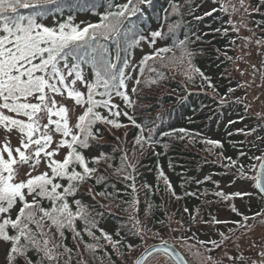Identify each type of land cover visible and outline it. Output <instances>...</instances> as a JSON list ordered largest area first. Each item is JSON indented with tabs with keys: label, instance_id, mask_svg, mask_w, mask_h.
<instances>
[{
	"label": "snow or ice",
	"instance_id": "6c2138e0",
	"mask_svg": "<svg viewBox=\"0 0 264 264\" xmlns=\"http://www.w3.org/2000/svg\"><path fill=\"white\" fill-rule=\"evenodd\" d=\"M104 6L106 10L97 13L99 20L95 23H75L74 15L69 14L62 22L46 26L39 21L53 12L62 14L63 0H0V126L7 132L15 129L20 133L19 146L12 147L8 139L0 146V240L10 243L9 264H13L18 258H23L24 264H58V257L61 256L68 257L64 264H71L70 254L73 249L68 248L63 240L66 230L73 232L74 240L77 237L82 240L81 233L76 229L77 219L84 222L83 231L99 241L100 237L95 236L92 231V228L96 227V221L88 206L81 200L74 199L73 210V204L69 203V198L75 197L80 187L97 172L96 167H89V158L83 150L91 147V142L100 135L98 123L117 129L126 127L118 119L121 115L140 129V134L136 137L137 144L143 147L144 143L152 141V129L147 130L149 135L145 137V129L129 116L128 112L120 111L119 105L113 103V94L120 97L128 107H132L134 103L128 95L127 83L133 78L127 71L131 61L127 55H122L123 53L139 46L142 41H147L153 46L157 39L163 40L171 36V45L156 48L140 60L141 75L147 67L149 71L156 73L157 77L145 79L143 83L146 86L157 83L165 78L164 69L170 64L180 63L187 65L186 74L188 71L199 74L212 86L210 77L192 64L194 53L188 47L189 37L185 35L183 40L176 39L181 21L168 23L167 32L163 31L164 24H161L159 29L151 31L148 36L143 35V29L138 24L146 15L142 6L152 8L153 0H125L122 3L106 0ZM169 7L171 11L165 9V15L162 17L165 22L170 14L180 13L179 3L172 2ZM229 7L232 11L243 8L245 13L248 12L245 0H236V4L222 6V10L228 11ZM23 9L32 11L25 15L21 11ZM253 10L259 11L258 8ZM205 15H211V12ZM82 24L84 26H81ZM235 31L238 32L239 29L235 28ZM244 39L251 41L252 37ZM255 43L264 44V37L256 39ZM169 53L171 55H168ZM150 60L158 63L159 67L149 65ZM86 69L90 70V77L85 75ZM135 83L139 85L141 80L136 78ZM78 84L86 88V92L81 91L77 87ZM131 91L135 93L137 88L133 87ZM65 94L74 100V106L84 109L77 117L75 125H70V109L57 100V96L63 98ZM100 108L106 109L108 115H102L97 110ZM179 131L185 132L184 129ZM56 134L60 135L58 141H54ZM171 134L164 133L165 136ZM54 143L55 147H52ZM206 143L213 146L221 144L216 140H208ZM64 148L67 149L66 154L62 159H57V155ZM240 155L245 153L241 152ZM101 159L107 157L103 154L95 156L91 158V162L99 163ZM227 159L231 166L238 163L231 157ZM252 160L258 163L250 164L249 167L257 170V173L250 179L264 198V154L253 156ZM42 162L47 170L33 175V171H36ZM24 165L29 166V171L25 173L27 178L18 180L19 166ZM125 166L135 170L134 165L128 164L126 154L121 159V167L116 171L123 172ZM239 174L246 175L243 165L239 166ZM160 176H164L163 172ZM95 179L99 184L104 178L96 176ZM125 179L133 181L130 187L135 196V177L128 175ZM164 179L166 190L176 199H180L170 181L166 177ZM61 180L66 183H60ZM216 195L227 200L229 196L242 197L251 193L225 194L220 191ZM45 201L48 206H45ZM137 203L139 201L134 198L132 204ZM150 209L151 205L148 206L146 215L150 214ZM13 210L16 211L14 218ZM184 211L189 210L185 208ZM232 211L239 213L234 205ZM239 214L243 216V220L233 223L242 228L250 227L247 225L249 219L259 218L264 221V209L252 217ZM190 218L196 220L195 216ZM130 219L134 220L135 217ZM206 223L228 222L213 217ZM136 224H139V221H136ZM10 230L14 234H10ZM100 231L103 238L113 247L121 243L119 240H113L103 229ZM140 231L137 228L135 234L139 235ZM199 243L203 245L205 242ZM209 243L219 247L216 241ZM98 247L102 245L86 244V249L93 254ZM132 247L131 244L128 245L129 249ZM192 248H195V245L189 246L192 258L187 259L170 246L168 241H161L158 247L149 245L134 264H148L149 257H153L154 253L167 256L174 264H204L199 249L192 251ZM59 249H63V252ZM29 251L37 254L35 262L28 257ZM259 256L261 259L253 260L252 264H264V251L260 252ZM238 259L243 260L244 257L240 256ZM80 264L87 262L81 261Z\"/></svg>",
	"mask_w": 264,
	"mask_h": 264
},
{
	"label": "trees",
	"instance_id": "16d2710c",
	"mask_svg": "<svg viewBox=\"0 0 264 264\" xmlns=\"http://www.w3.org/2000/svg\"><path fill=\"white\" fill-rule=\"evenodd\" d=\"M105 2L106 0H63L62 14L53 12L39 22L54 26L72 14L75 23H95L99 20L97 13L106 10ZM116 2L122 3L125 0ZM172 2L181 5L180 13L170 14L165 22L162 19L164 10L168 9L170 12L169 5ZM249 5L251 10L247 15L251 19V25L258 29L260 38L264 37V0H249ZM222 6L224 5L215 0H153L152 8L142 6L146 15L138 24L145 36L159 29L161 24H164L163 31L167 32L168 23L182 22L176 39L183 40L185 35L189 37L188 47L194 53L192 64L210 77L212 86L199 74L190 72L187 78H183L178 71L168 67L164 69L165 78L155 83L157 87H163L165 90L157 96L152 95L153 97L145 99L142 97V91L147 86L143 81L157 77L156 73L149 71L147 67L141 75L140 60L156 48L171 45L173 38L169 36L163 40L157 39L153 46L147 41H142L139 46L122 54L127 55L131 61L143 43H147L151 48L140 56L135 75L127 81L128 95L134 102L133 106L128 107L115 94L113 103L119 105L120 111L128 112L129 116L145 129V137L149 135L147 130L152 129V141L144 143L143 147L137 144L136 137L140 134V129L123 115L118 119L126 127L117 129L97 124L100 135L91 142V147L83 150L89 158V167H96L97 172L80 187L75 197L69 198V203L73 204L74 199H79L88 206L96 221V227L92 228V231L100 239L96 241L83 231L84 222L77 219L76 229L81 233L82 240L80 237L74 240L71 230L65 231L63 240L68 248L73 249L70 254L71 264H80L81 261H86L87 264H132L134 257L143 251L139 253L145 234L153 243L160 241L156 240L155 234L167 225L171 216L180 219L187 227L195 225L198 221H211L209 215L213 214V211L207 204H213L219 199L216 193L220 191L218 185L222 183L232 186L239 180L250 181L249 192L254 194L255 201L251 204L250 197H243L244 205L237 208L239 213L250 216L264 209V198L250 179L256 175V170L249 167L250 164L258 163L252 160L253 156L264 154V123L258 113L247 105L248 97L242 91V83L234 74L233 22L229 11H223ZM257 8L259 11L253 10ZM213 9L216 11H212ZM21 11L28 15L32 10ZM209 12L211 15H205ZM148 64L159 67L158 63L151 60ZM86 72L87 77H90V70L86 69ZM136 78L141 80V84L135 83ZM133 87L137 88V92L131 91ZM81 91L86 92V88ZM141 100L146 104L140 103ZM97 110L102 115H108L106 109ZM180 129L185 132H180ZM253 129L255 131H252ZM164 133L172 134L165 136ZM208 140L220 141L221 144L209 145L206 143ZM66 152L65 148L64 155ZM241 152L245 155L241 156ZM102 154L107 159H101L99 163L91 162L92 157ZM125 154L128 164L134 165L135 170L125 166L123 172H117L116 169L121 167V159ZM228 157L236 160L237 165L231 166ZM240 165L244 166V176L239 174ZM161 172L163 177L160 176ZM128 175L135 177V196L130 187L133 181L125 179ZM96 176L104 178L101 183H96ZM164 177L170 181L180 199H176L166 190ZM59 182L66 183L63 180ZM134 198L139 203L132 204ZM149 205L150 214L146 215ZM45 206H48L47 201ZM185 208L189 211L185 212ZM239 213H233L234 222L243 220ZM15 214L16 211L13 210V218ZM192 216L196 217L195 221L190 218ZM131 217L135 219H130ZM138 220L142 221L140 227L136 224ZM137 228L141 230L139 235L135 234ZM100 229L121 243L113 247L103 238ZM10 234H14L12 230ZM95 243L102 247L96 248L93 254L86 249V244ZM6 244V255L1 264H9L10 243ZM129 244L133 246L131 249L128 248ZM59 251L63 252V249ZM28 257L34 262L38 258L33 251H29ZM66 259L67 256L58 257V264H64ZM13 264H24L23 258H18Z\"/></svg>",
	"mask_w": 264,
	"mask_h": 264
},
{
	"label": "rangeland",
	"instance_id": "374dc122",
	"mask_svg": "<svg viewBox=\"0 0 264 264\" xmlns=\"http://www.w3.org/2000/svg\"><path fill=\"white\" fill-rule=\"evenodd\" d=\"M220 4L226 6L236 4V0H215ZM245 6L248 7V11L251 10L249 0H245ZM239 7V5H237ZM229 13L233 22V31L235 34V46H234V58L233 69L236 78L242 83V91L246 94L247 105H250L253 110L258 113L261 121L264 123V44L257 45L256 39H259L258 29L251 25V19L245 13L243 8H239L238 11H232L229 7ZM238 28L239 31H235ZM244 37H252L251 41H246ZM151 48L147 43H143L138 50L134 58L131 60L130 68L127 70L132 77L136 73V64L140 56L149 51ZM179 55V53L177 54ZM242 58V59H241ZM255 65V68H253ZM169 69L178 71L180 76L187 78L190 71L186 74L187 65L176 63L175 65H169ZM87 76V72L85 71ZM130 80V79H129ZM80 90L85 88L81 85H77ZM165 89L159 88L156 84L147 86L142 91V97L147 99L153 97L152 95H159ZM57 100L67 106L70 109L69 119L70 125H75L77 117L81 114L83 108L80 106H74V100L65 97L61 98L57 96ZM143 100L140 101V103ZM142 104H146L143 102ZM8 114V113H6ZM15 115V114H12ZM55 119V117H53ZM46 122V121H43ZM5 139L10 141L12 147H17L20 144V133L17 130L7 132L2 126H0V146L3 145ZM60 135L54 136V141H58ZM55 147V143L52 145ZM65 153V148L61 149L57 155V159H61ZM47 168L42 162L36 171H33V175L39 172L46 171ZM29 171V166H19L18 180L26 179L25 173ZM219 186V190L225 194H231L235 192L250 193V181L239 180L232 186L226 183H222ZM219 191V192H220ZM243 197H250V203H254V194L246 195L242 197L229 196V199L224 200L222 197L213 203L207 204L208 207H212L213 214H210L209 218H217L220 221H227L228 223H206V221H198L195 225L187 227L183 225L180 219H175L171 216L166 226L162 227L158 233L155 234L156 240H170L175 243H180L184 249L192 258L189 251V246L195 245L192 251L199 249L201 253V259L204 264H252L253 260L259 261L261 257L259 253L264 251V221L257 219H249L247 225L250 227H240L233 223V211L232 206L236 208L243 206ZM211 213V212H210ZM207 216V215H206ZM248 216V217H252ZM138 227L142 224V221L138 220ZM223 234V236L221 235ZM145 234L143 239V245L139 253L153 243L152 239L148 238ZM225 237H228L225 239ZM204 241L201 245L199 242ZM210 241H216L219 247L209 243ZM6 242L0 240V264L4 261L6 255ZM136 255L133 261L136 259ZM243 256L244 259L240 260L238 257ZM211 257V259H207ZM148 264H174L170 262L169 258L163 254L154 253L153 257H149Z\"/></svg>",
	"mask_w": 264,
	"mask_h": 264
},
{
	"label": "water",
	"instance_id": "95a60500",
	"mask_svg": "<svg viewBox=\"0 0 264 264\" xmlns=\"http://www.w3.org/2000/svg\"><path fill=\"white\" fill-rule=\"evenodd\" d=\"M256 173H257V171H256ZM163 241H168V244L170 245V246H172V247H174L175 249H176V251L180 254V255H182V256H184L183 255V253L180 251V249L178 248V245H177V243H175V242H173V241H170V240H163ZM160 243H161V241H156V242H154V243H152V244H150L151 246H153V247H158L159 245H160ZM149 246H147L145 249H147ZM145 249H143V251L137 256V258L144 252V250ZM185 257V256H184ZM136 258V259H137ZM135 259V260H136ZM134 260V261H135ZM132 264H134V262L132 263Z\"/></svg>",
	"mask_w": 264,
	"mask_h": 264
},
{
	"label": "flooded vegetation",
	"instance_id": "af4514ba",
	"mask_svg": "<svg viewBox=\"0 0 264 264\" xmlns=\"http://www.w3.org/2000/svg\"><path fill=\"white\" fill-rule=\"evenodd\" d=\"M251 216V215H250ZM178 248L180 249V251L183 253V255L185 256V258L190 259V256L188 255V253L186 251H184L182 245L180 243H177Z\"/></svg>",
	"mask_w": 264,
	"mask_h": 264
}]
</instances>
